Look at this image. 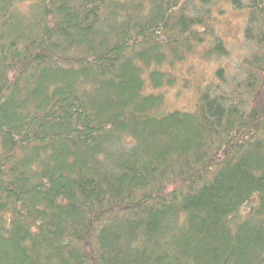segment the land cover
Here are the masks:
<instances>
[{
  "label": "trees",
  "instance_id": "1",
  "mask_svg": "<svg viewBox=\"0 0 264 264\" xmlns=\"http://www.w3.org/2000/svg\"><path fill=\"white\" fill-rule=\"evenodd\" d=\"M227 1L239 76L159 113L216 0H0V264H264V0Z\"/></svg>",
  "mask_w": 264,
  "mask_h": 264
},
{
  "label": "rangeland",
  "instance_id": "2",
  "mask_svg": "<svg viewBox=\"0 0 264 264\" xmlns=\"http://www.w3.org/2000/svg\"><path fill=\"white\" fill-rule=\"evenodd\" d=\"M215 18L213 20L214 31L222 37L227 52L223 55L204 56L205 48L209 46L210 38L197 44L189 52H185L183 59L174 62L172 66L165 68L171 74H176L172 85L153 87L149 81L147 71L143 73L144 92L153 91L163 94L162 104L155 109V112H166L171 109L190 110L195 106L199 92L211 81H216L214 71L221 67L228 78L223 87H232L231 82L239 76L241 60L246 57L249 49L243 39L242 25L245 17L244 10L233 9L227 0H216ZM223 7V13L217 8ZM215 8V7H214ZM152 68V65L150 66ZM223 83V82H222ZM233 83V82H232ZM214 85V84H213ZM258 103L264 106V80L260 90L257 92ZM256 196H252L238 211L230 216V222L244 218L250 208L256 204Z\"/></svg>",
  "mask_w": 264,
  "mask_h": 264
}]
</instances>
